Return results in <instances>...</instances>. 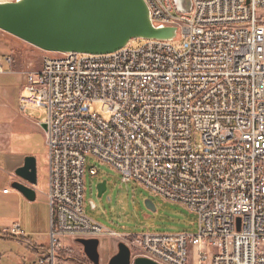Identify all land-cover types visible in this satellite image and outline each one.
<instances>
[{
  "label": "built area",
  "instance_id": "2783aa9c",
  "mask_svg": "<svg viewBox=\"0 0 264 264\" xmlns=\"http://www.w3.org/2000/svg\"><path fill=\"white\" fill-rule=\"evenodd\" d=\"M191 1L183 14L175 0H145L156 27L177 28L172 41L109 55L48 52L20 73L19 110L48 115L51 223L49 244L30 248L35 264H72L62 262L66 240L106 236L135 256L160 253L161 264H264V0ZM14 65L0 53V75ZM89 156L198 215V233L121 236L89 218ZM6 235L27 238L20 224Z\"/></svg>",
  "mask_w": 264,
  "mask_h": 264
},
{
  "label": "rangeland",
  "instance_id": "374dc122",
  "mask_svg": "<svg viewBox=\"0 0 264 264\" xmlns=\"http://www.w3.org/2000/svg\"><path fill=\"white\" fill-rule=\"evenodd\" d=\"M141 40L132 41L133 48L142 45ZM179 46V43L176 42ZM0 53L14 57L16 73L0 75V232L5 223L15 219L21 221L22 229L34 242L49 244L50 207L47 197L49 185V163L46 135L41 126L47 120L44 108L23 114L19 110V98L23 92V76L31 70H37L45 57L49 55L0 30ZM95 112L104 120H110V114L104 111L102 104L94 106ZM28 156L37 158L38 185L35 202L18 200L3 196V189L15 191L9 185L6 172L10 163L14 167L23 165V159ZM96 169L98 176H92L91 170ZM15 171V170H14ZM107 182V191L99 197L98 185ZM85 211L105 229L121 236L142 234H197L199 217L185 207L164 201L161 197L145 190L136 182L123 183L120 174L111 166L99 162L93 156L87 158L85 174ZM151 201L155 209L148 208ZM93 204L95 207L93 208ZM4 225V226H1ZM124 242L119 238L106 236L101 239V252L104 255L101 264H106L113 257V248ZM125 243V242H124ZM66 251L62 262L72 258L78 262L88 263L84 252L69 248H82L64 242ZM46 245V246H47ZM82 250V249H80ZM134 256L136 255L133 252ZM66 258V259H65ZM36 254L26 248L17 239H3L0 234V264H35ZM90 263V262H89Z\"/></svg>",
  "mask_w": 264,
  "mask_h": 264
},
{
  "label": "water",
  "instance_id": "95a60500",
  "mask_svg": "<svg viewBox=\"0 0 264 264\" xmlns=\"http://www.w3.org/2000/svg\"><path fill=\"white\" fill-rule=\"evenodd\" d=\"M180 13L192 11L191 0H175ZM0 30L44 52L109 55L134 40L172 41L175 27H156L145 0H16L0 2ZM44 132L48 125L41 124ZM19 181L13 189L35 202L38 185L37 159L28 156L15 171ZM107 191V182L98 185L99 197ZM94 208L95 206L91 204ZM148 208L155 209L151 201ZM91 264H101L100 240H79ZM108 264H158L134 256L124 242Z\"/></svg>",
  "mask_w": 264,
  "mask_h": 264
},
{
  "label": "crops",
  "instance_id": "0c3cea01",
  "mask_svg": "<svg viewBox=\"0 0 264 264\" xmlns=\"http://www.w3.org/2000/svg\"><path fill=\"white\" fill-rule=\"evenodd\" d=\"M12 1H16V0H0V2H12ZM23 87H22V90L24 88V85H25V77H23ZM21 98V97H20ZM20 98H19V101H20ZM36 124L38 126H41L39 125L37 122ZM37 159V158H36ZM24 160L23 159V164H24ZM22 166V165H21ZM19 166V167H21ZM18 166L17 167H14L13 166V163H10V169L6 172V174L9 176V185L11 186V188L13 189V184L17 181H19V179L15 176V171L19 168ZM37 168H38V161H37ZM15 170V171H14ZM36 193H38V190H37V186L34 187ZM5 190H9V192L6 194L4 193ZM3 196L4 197H12L13 199L15 200H18L20 203L24 200L28 201L20 192L18 191H11L10 189H3ZM45 195V194H44ZM46 196V195H45ZM47 197V196H46ZM30 202V201H28ZM49 203V202H48ZM50 207V206H49ZM0 223L1 224H4L1 219H0ZM50 223H51V211H50ZM6 225H1V226H4V228L1 230L0 234L2 236L3 239H10L9 236L6 235V231L11 228L14 224H20V226L22 227V224H21V221H16L15 219H12L8 222L5 223ZM49 233H50V229H49V232H48V236H49ZM27 234V238L25 240H22L21 244L24 245L26 248H37V247H42V246H46L47 244H40V243H37V242H34L33 239L31 238V236L26 232ZM75 246H80V245H75ZM82 247V246H81ZM71 251L74 249V250H78V251H82L83 253V248H69ZM82 249V250H80ZM101 240H100V248H99V253H100V256H101V262L103 261V258H104V255L103 253L101 252ZM33 252V251H32ZM118 252V248H113L112 252H111V256H114L116 255ZM87 259V258H86ZM75 260H73L72 258H70V263L72 264H75ZM82 262H78V264H81ZM107 263H109V260L107 261ZM106 263V264H107Z\"/></svg>",
  "mask_w": 264,
  "mask_h": 264
},
{
  "label": "bare ground",
  "instance_id": "6f19581e",
  "mask_svg": "<svg viewBox=\"0 0 264 264\" xmlns=\"http://www.w3.org/2000/svg\"><path fill=\"white\" fill-rule=\"evenodd\" d=\"M150 260H153L154 262L161 264L160 253H150Z\"/></svg>",
  "mask_w": 264,
  "mask_h": 264
},
{
  "label": "trees",
  "instance_id": "16d2710c",
  "mask_svg": "<svg viewBox=\"0 0 264 264\" xmlns=\"http://www.w3.org/2000/svg\"><path fill=\"white\" fill-rule=\"evenodd\" d=\"M65 259H66V258H65ZM81 264H91V263H89V262H88V263H83V262H82Z\"/></svg>",
  "mask_w": 264,
  "mask_h": 264
},
{
  "label": "flooded vegetation",
  "instance_id": "af4514ba",
  "mask_svg": "<svg viewBox=\"0 0 264 264\" xmlns=\"http://www.w3.org/2000/svg\"><path fill=\"white\" fill-rule=\"evenodd\" d=\"M126 244V243H125ZM130 248V247H129ZM132 250V249H131ZM132 254H133V251H132ZM134 255V254H133ZM108 264V263H107Z\"/></svg>",
  "mask_w": 264,
  "mask_h": 264
}]
</instances>
